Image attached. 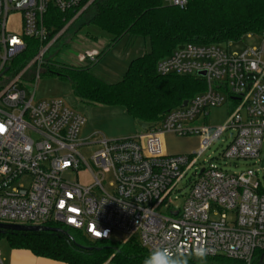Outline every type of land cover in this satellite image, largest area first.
I'll return each mask as SVG.
<instances>
[{"label":"built area","instance_id":"built-area-1","mask_svg":"<svg viewBox=\"0 0 264 264\" xmlns=\"http://www.w3.org/2000/svg\"><path fill=\"white\" fill-rule=\"evenodd\" d=\"M94 1L0 0V125L4 126L0 224L54 223L82 231L93 240L125 243L136 238L149 252L168 258L193 256L204 247L207 257L253 264L255 252L264 251V175H260L264 171V43L260 50L249 49L243 55L217 45L188 44L161 60L158 75L202 78L207 89L187 101L186 107L169 111L146 132L96 143L100 150L91 163L112 174L109 194L103 186L104 174H92L77 152L88 145L79 138L86 119L63 100L36 101L35 94L28 97L23 88L24 75L45 60L51 45L65 32L43 46L49 37L44 25L48 11H79L75 21ZM165 1L180 9L188 4V0ZM16 15L19 33L10 29ZM27 38L37 39L41 48L19 75L8 79V72L3 73L24 52ZM97 56V51L88 52L80 61L94 62ZM228 101L236 107L227 125L209 127V112ZM229 129L236 134L221 159L253 161L256 169L231 174L208 160L200 164L205 151ZM166 134L197 137L200 150L166 154L162 140ZM85 167L94 180L90 187L63 179L66 172L79 174ZM185 187L190 192L182 196ZM0 264H5L1 254Z\"/></svg>","mask_w":264,"mask_h":264},{"label":"trees","instance_id":"trees-1","mask_svg":"<svg viewBox=\"0 0 264 264\" xmlns=\"http://www.w3.org/2000/svg\"><path fill=\"white\" fill-rule=\"evenodd\" d=\"M78 12L62 14L51 8L44 20L49 37L43 46L52 42ZM86 14L81 28L92 25L112 37L96 61L126 37L147 39L150 52L132 60L124 78L116 84L96 77L90 66L64 68L48 62L41 76L69 82L75 96L86 105L121 107L134 121L150 127L159 125L169 111L207 89L202 78L158 75L161 60L188 44L219 46L264 32V0H188L184 9L165 0H95L55 43ZM25 42L24 52L8 67V79L19 75L41 48L37 39L27 38ZM42 227L55 231H0V238H8L12 250H27L37 257L64 264H151L152 253L136 238L125 243L93 240L84 232L64 225L50 223ZM166 258L169 264H243L225 257H206L203 261L195 255ZM253 264H264V251L255 252Z\"/></svg>","mask_w":264,"mask_h":264},{"label":"rangeland","instance_id":"rangeland-1","mask_svg":"<svg viewBox=\"0 0 264 264\" xmlns=\"http://www.w3.org/2000/svg\"><path fill=\"white\" fill-rule=\"evenodd\" d=\"M86 17L87 14L72 26L68 33L57 43L51 45V48L46 53L45 60L41 64L31 67L27 71L23 78V82H25L23 88L28 97L35 94L36 101L63 100L67 106L86 119L85 125L80 130L79 138L81 141H86L88 145L79 147L77 152L88 163L92 174H104L103 186L105 191L110 194L113 190L112 174L96 169L91 163L93 155L100 150V146L96 143L103 138L113 141L135 137V135L143 132L138 126V122L134 121L121 107L86 105L75 96L69 82L55 76H41V74L48 62L64 68L90 66L92 68L91 72L96 77L108 84H116L122 81L132 60L150 52V43L147 39L126 37L108 49L98 61L91 62L87 59L85 62H81L80 58L88 52L97 51L98 54H101L107 49L112 39L111 36L105 34L95 26L87 25L81 28L82 24L86 22ZM19 20V15H16L10 23L12 24L10 29L16 33H19L20 30L18 27ZM74 22L72 20L67 25L68 28ZM88 35H91L95 39L88 37ZM263 43L264 32L259 35H247L238 42L223 43L219 47L223 50H228L230 53L243 55L249 49L260 50ZM262 61L264 62V55L262 56ZM39 74L40 77L38 79ZM235 107V103L228 101L221 108L212 109L206 118V124L211 128L226 126L229 115ZM96 134L98 135L95 136ZM235 134L236 131L234 129H229L225 132L209 150L205 151L204 155L199 159L200 164L204 160H208L210 163L218 165L224 171L231 174L240 173L248 168L256 169L257 166L254 165L253 161L241 160L225 163L221 159L222 153L232 143ZM174 138L167 140V148L164 149L166 154L186 155L197 153L200 150L201 142L197 137ZM92 174L85 167V170L79 174L66 172L63 175V179L71 184L78 183L83 187H90L94 183ZM260 175L263 176L264 171H260ZM183 185H187L186 181ZM189 192L190 188L185 187L182 196L189 194ZM183 201L184 199H181L180 204ZM12 249V243L8 238H0V254L5 263L9 260V252ZM104 264H107V262Z\"/></svg>","mask_w":264,"mask_h":264},{"label":"crops","instance_id":"crops-1","mask_svg":"<svg viewBox=\"0 0 264 264\" xmlns=\"http://www.w3.org/2000/svg\"><path fill=\"white\" fill-rule=\"evenodd\" d=\"M170 138L171 139L174 138V135L166 134L163 136L162 140H163L164 149L167 148V140ZM9 256H10L9 260L5 264H64V263L48 260L45 258L37 257L27 250H11L9 252Z\"/></svg>","mask_w":264,"mask_h":264},{"label":"water","instance_id":"water-1","mask_svg":"<svg viewBox=\"0 0 264 264\" xmlns=\"http://www.w3.org/2000/svg\"><path fill=\"white\" fill-rule=\"evenodd\" d=\"M67 28H68V26L64 29V31ZM179 49L182 50L183 46L179 47ZM7 72H8V69L5 70L3 75L6 74ZM201 76H205V73H202ZM186 105H187V102L183 103L182 107H186ZM138 126L141 128V130L143 132H146L148 130V128L150 127L149 124L141 123V122H138ZM262 166L264 168V158H263ZM0 231H14V232H29V231H33V232H37V231H55V230L54 229H49V228H46V227H42V226H20V225L0 224Z\"/></svg>","mask_w":264,"mask_h":264},{"label":"clouds","instance_id":"clouds-1","mask_svg":"<svg viewBox=\"0 0 264 264\" xmlns=\"http://www.w3.org/2000/svg\"><path fill=\"white\" fill-rule=\"evenodd\" d=\"M151 255V264H169V260L166 258L165 255L156 254L154 252ZM194 255L199 260L203 261L208 255V249L201 247L195 251Z\"/></svg>","mask_w":264,"mask_h":264},{"label":"snow or ice","instance_id":"snow-or-ice-1","mask_svg":"<svg viewBox=\"0 0 264 264\" xmlns=\"http://www.w3.org/2000/svg\"><path fill=\"white\" fill-rule=\"evenodd\" d=\"M4 131V126L3 125H0V132H3ZM96 235H100L99 232H96Z\"/></svg>","mask_w":264,"mask_h":264}]
</instances>
